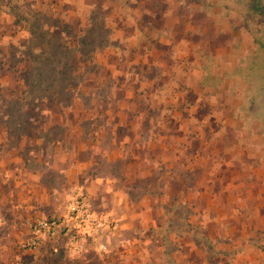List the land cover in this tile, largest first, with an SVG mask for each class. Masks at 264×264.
I'll return each instance as SVG.
<instances>
[{
  "label": "rangeland",
  "instance_id": "374dc122",
  "mask_svg": "<svg viewBox=\"0 0 264 264\" xmlns=\"http://www.w3.org/2000/svg\"><path fill=\"white\" fill-rule=\"evenodd\" d=\"M183 1L189 3L182 5L181 27L188 32L182 44L175 43L181 53L141 54L140 64L158 61L162 69L126 72L119 69L130 62L126 55L103 54L107 25L92 22L87 29L73 22L72 7L64 5L70 0H0V163L13 149L19 152L15 145L24 144L20 141L39 112H63L68 126L73 112L84 126L88 112H149L143 119L122 117L118 126L162 127L142 135L159 146L161 175L192 195L198 187L208 199L214 192L213 203L236 190L240 196L233 195L234 201L246 204L264 185V0L260 14L249 8L251 0ZM96 121L104 126L106 120ZM74 194L67 214L53 218L58 228L35 235L38 223L52 219L37 221L23 247L35 240L28 249L37 251L42 238L58 244L42 256L26 257L24 264H83L71 246L81 237L68 231L74 225L67 218ZM191 216L198 220L192 211ZM239 219L245 222L246 215ZM244 256L236 264H245ZM93 258L89 264L102 262ZM234 261L227 255L217 264Z\"/></svg>",
  "mask_w": 264,
  "mask_h": 264
},
{
  "label": "crops",
  "instance_id": "0c3cea01",
  "mask_svg": "<svg viewBox=\"0 0 264 264\" xmlns=\"http://www.w3.org/2000/svg\"><path fill=\"white\" fill-rule=\"evenodd\" d=\"M188 3L70 0L64 5L72 7L71 20L87 24V29L92 22L106 24L110 34L103 54L126 55L131 60L119 69L131 72L162 69L158 61L140 64L141 54L181 53L176 44H182L188 32L181 27L186 16L182 5ZM78 114H71L74 121L68 126L63 112H39L38 122L20 141L24 144L15 145L19 152L13 149L1 161L0 264H24L30 255L52 251L58 244L53 239L42 238L39 251L23 247V242L37 221L67 214L68 198L74 193L83 196L92 216L104 223L97 234L68 230L81 237L71 246L74 259L83 264L94 262L93 257L101 259L100 264H217L227 255L236 264L241 253H246L245 264H264V185L246 200L249 208L234 201L240 196L236 190L227 191L220 203L212 202L214 192L208 199L200 187L193 195L184 192L170 176L161 175L159 146L152 137H142L149 126H118L122 117L143 119L149 112H88L86 126ZM97 119L106 120L104 126ZM150 127V135L162 128ZM240 215H246L245 222ZM63 227L59 232L67 226Z\"/></svg>",
  "mask_w": 264,
  "mask_h": 264
},
{
  "label": "built area",
  "instance_id": "2783aa9c",
  "mask_svg": "<svg viewBox=\"0 0 264 264\" xmlns=\"http://www.w3.org/2000/svg\"><path fill=\"white\" fill-rule=\"evenodd\" d=\"M67 218L74 223L72 226L73 229L77 230V228H80L83 225L92 234H97L104 227V223L102 221H99L92 216L83 196L80 194H76L72 197ZM58 222V219H52L38 223L34 227L35 235L40 234L41 231H45L48 234L54 232L58 228ZM72 237L76 239L75 235ZM35 244V240H28L24 243V247L31 248L34 247Z\"/></svg>",
  "mask_w": 264,
  "mask_h": 264
},
{
  "label": "trees",
  "instance_id": "16d2710c",
  "mask_svg": "<svg viewBox=\"0 0 264 264\" xmlns=\"http://www.w3.org/2000/svg\"><path fill=\"white\" fill-rule=\"evenodd\" d=\"M249 8L254 12L260 14L263 7L261 6L260 0H251Z\"/></svg>",
  "mask_w": 264,
  "mask_h": 264
}]
</instances>
